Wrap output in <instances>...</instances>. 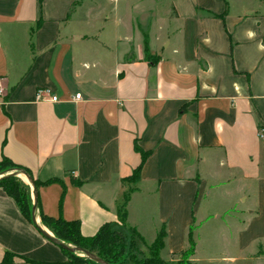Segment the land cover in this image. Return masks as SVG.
Returning a JSON list of instances; mask_svg holds the SVG:
<instances>
[{"label": "crops", "instance_id": "1", "mask_svg": "<svg viewBox=\"0 0 264 264\" xmlns=\"http://www.w3.org/2000/svg\"><path fill=\"white\" fill-rule=\"evenodd\" d=\"M0 80V160L56 180L43 215L90 237L132 188L125 225L163 228L160 259L191 231L192 264H264V0H0ZM6 252L66 261L0 188Z\"/></svg>", "mask_w": 264, "mask_h": 264}, {"label": "trees", "instance_id": "2", "mask_svg": "<svg viewBox=\"0 0 264 264\" xmlns=\"http://www.w3.org/2000/svg\"><path fill=\"white\" fill-rule=\"evenodd\" d=\"M38 1L40 2L41 0ZM144 50L146 52L145 44ZM139 154L141 159L140 163L132 171L130 176L122 180L123 183L134 184L137 182L141 165L143 163V160L147 156V153L139 152ZM1 169H8L10 171H23L29 176L27 171L13 165L5 158H2L0 160V170ZM54 181L56 180H49L44 183H38L37 181L32 180V183L36 189V187L39 185H46ZM0 188L12 198L22 217L31 224L30 208L32 202L29 197L28 186L17 180L15 175H10L0 180ZM130 191H132V188L127 189L122 195V202L116 211L117 221L102 224L97 229L95 234L90 237H82L80 235L79 224L77 221L68 222L62 220L61 218L53 219L43 215L38 209L36 198L35 215L38 217L40 224L52 234L53 238L65 245H68L71 248L76 247L85 250L93 254L106 264H125V262H128V264H192L190 262V257L194 251V243L190 236L191 231L188 232L186 249H184L177 255L176 260L164 261L159 257V252L163 247V239L165 236L163 228H161L157 232L153 242L150 245L146 246L149 253L148 256L144 258L135 257L134 253H139L140 249L142 247H145V245L139 234L133 228L127 227L125 225V205L128 201ZM118 236L120 238H117ZM121 238L125 239V244L119 242L121 241ZM58 249L66 257V261L64 264H97L96 262H93L85 256H77L76 254L78 253H70L61 248ZM124 251L126 253L124 254V256H122ZM130 255L131 259H129ZM12 257L13 255L10 253H4L2 264H11ZM24 261L27 262L28 260L24 259Z\"/></svg>", "mask_w": 264, "mask_h": 264}, {"label": "water", "instance_id": "3", "mask_svg": "<svg viewBox=\"0 0 264 264\" xmlns=\"http://www.w3.org/2000/svg\"><path fill=\"white\" fill-rule=\"evenodd\" d=\"M14 175H22L25 180L28 182L30 188H31V194H32V205L30 208V221L31 224L34 226V228L36 229V231L44 238L46 239L48 242H50L51 244L55 245L58 248H61L63 250H66L70 253H81L83 256L89 258L90 260H92L93 262H96L97 264H106L105 262H103L102 260H100L99 258H97L96 256H94L93 254L82 250L80 248H71L68 245L63 244L62 242L56 240L55 238H53L52 236H50L48 233H46L44 230H42L36 223H35V205H36V189L32 183V179L23 171H13Z\"/></svg>", "mask_w": 264, "mask_h": 264}, {"label": "rangeland", "instance_id": "4", "mask_svg": "<svg viewBox=\"0 0 264 264\" xmlns=\"http://www.w3.org/2000/svg\"><path fill=\"white\" fill-rule=\"evenodd\" d=\"M13 176L14 175V173H13V171H10V170H8V169H1L0 170V180L2 179V178H4V177H6V176ZM15 177H16V179L17 180H19L20 182H22L24 185H27L28 186V188H30V186H29V184H28V182L25 180V178L22 176V175H15ZM147 214L150 212V207H148L147 208ZM134 219H136V221L137 222H141V220H142V222H143V220L144 219H146L145 221H144V223L145 222H149L150 221V217L147 215V216H145V218H143V216L139 219L138 217H134ZM41 225V224H40ZM42 226V225H41ZM142 231H144V233H146V230L148 229L147 228V226H146V224H145V226L143 227L142 226ZM52 235V234H51ZM146 235V237H147V233L145 234ZM117 238H120L119 236L117 237ZM121 241H119V242H122L123 244H125L126 242H125V239L124 238H121L120 239ZM126 250V249H125ZM126 252L124 251V253L122 254V256H124V254H125ZM135 254V257L136 258H144V257H147L148 256V251H147V247L145 246V247H142L141 249H140V251H139V253H134ZM77 256H79V257H83V255L81 254V253H78V254H76ZM121 256V257H122ZM121 257H120V259H121ZM129 259H131V255H130V258ZM131 261V260H130ZM130 263V262H129ZM125 264H128V262H125Z\"/></svg>", "mask_w": 264, "mask_h": 264}, {"label": "built area", "instance_id": "5", "mask_svg": "<svg viewBox=\"0 0 264 264\" xmlns=\"http://www.w3.org/2000/svg\"><path fill=\"white\" fill-rule=\"evenodd\" d=\"M4 94V88L2 86L1 80H0V98ZM43 97H49L50 102H56L57 98L55 96L50 95V91L47 88H38L34 92V99L35 101H41ZM74 100L79 99V94H75L73 96ZM256 136L261 139L264 136V129H259Z\"/></svg>", "mask_w": 264, "mask_h": 264}, {"label": "clouds", "instance_id": "6", "mask_svg": "<svg viewBox=\"0 0 264 264\" xmlns=\"http://www.w3.org/2000/svg\"><path fill=\"white\" fill-rule=\"evenodd\" d=\"M249 35H251V33H249Z\"/></svg>", "mask_w": 264, "mask_h": 264}]
</instances>
